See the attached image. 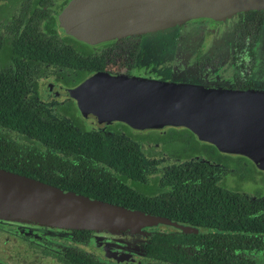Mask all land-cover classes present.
Here are the masks:
<instances>
[{
  "label": "flooded vegetation",
  "instance_id": "1",
  "mask_svg": "<svg viewBox=\"0 0 264 264\" xmlns=\"http://www.w3.org/2000/svg\"><path fill=\"white\" fill-rule=\"evenodd\" d=\"M73 0H0V168L162 221L70 228L0 213V264H264V195L229 185L248 156L189 128L84 113L97 73L264 91V8L88 42L56 27ZM96 102L92 101L91 106ZM106 152V153H105Z\"/></svg>",
  "mask_w": 264,
  "mask_h": 264
},
{
  "label": "water",
  "instance_id": "2",
  "mask_svg": "<svg viewBox=\"0 0 264 264\" xmlns=\"http://www.w3.org/2000/svg\"><path fill=\"white\" fill-rule=\"evenodd\" d=\"M259 8L264 0H73L56 27L95 43L158 32L191 19L221 21ZM86 92L92 96L88 107L81 103L84 113L89 108L106 122L126 121L139 129L184 126L223 151L248 156L264 170V91L206 89L100 72L71 94L82 100ZM0 213L70 228L142 229L162 221L3 168Z\"/></svg>",
  "mask_w": 264,
  "mask_h": 264
},
{
  "label": "rangeland",
  "instance_id": "3",
  "mask_svg": "<svg viewBox=\"0 0 264 264\" xmlns=\"http://www.w3.org/2000/svg\"><path fill=\"white\" fill-rule=\"evenodd\" d=\"M246 168L248 169H244L243 171V173H246L244 180L238 179L237 175H229V185L246 192L264 195V175L261 176V179H249L252 175L258 176V173L256 172L255 166L250 161H247Z\"/></svg>",
  "mask_w": 264,
  "mask_h": 264
},
{
  "label": "trees",
  "instance_id": "4",
  "mask_svg": "<svg viewBox=\"0 0 264 264\" xmlns=\"http://www.w3.org/2000/svg\"><path fill=\"white\" fill-rule=\"evenodd\" d=\"M24 120H32V116L25 115L22 113H0L1 122H8L10 124H20V121Z\"/></svg>",
  "mask_w": 264,
  "mask_h": 264
}]
</instances>
